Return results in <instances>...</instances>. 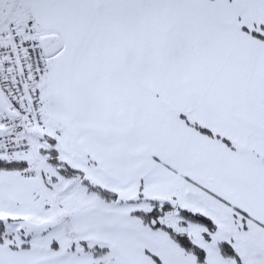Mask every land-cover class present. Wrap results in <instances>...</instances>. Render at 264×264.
I'll use <instances>...</instances> for the list:
<instances>
[{
	"label": "snow or ice",
	"instance_id": "1",
	"mask_svg": "<svg viewBox=\"0 0 264 264\" xmlns=\"http://www.w3.org/2000/svg\"><path fill=\"white\" fill-rule=\"evenodd\" d=\"M0 264H264V0H0Z\"/></svg>",
	"mask_w": 264,
	"mask_h": 264
}]
</instances>
